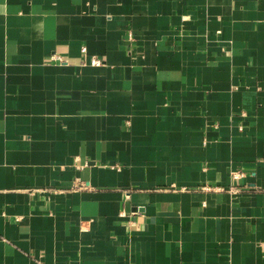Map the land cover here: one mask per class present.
<instances>
[{
	"label": "crops",
	"instance_id": "crops-1",
	"mask_svg": "<svg viewBox=\"0 0 264 264\" xmlns=\"http://www.w3.org/2000/svg\"><path fill=\"white\" fill-rule=\"evenodd\" d=\"M0 264H264V0H0Z\"/></svg>",
	"mask_w": 264,
	"mask_h": 264
},
{
	"label": "built area",
	"instance_id": "built-area-1",
	"mask_svg": "<svg viewBox=\"0 0 264 264\" xmlns=\"http://www.w3.org/2000/svg\"><path fill=\"white\" fill-rule=\"evenodd\" d=\"M85 50V49H84ZM51 59H53V60H62L61 59V57L60 56H57V55H53L52 57H51ZM103 63V61H102V59L101 58H92L91 59V61H90V64H92V65H101ZM233 176L235 177V178H239V177H243V173H240V172H234L233 173ZM78 186V185H77ZM78 187H80V188H84L85 187V185H84V183H81V184H79V186ZM206 188H208V187H206Z\"/></svg>",
	"mask_w": 264,
	"mask_h": 264
}]
</instances>
